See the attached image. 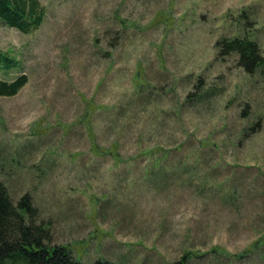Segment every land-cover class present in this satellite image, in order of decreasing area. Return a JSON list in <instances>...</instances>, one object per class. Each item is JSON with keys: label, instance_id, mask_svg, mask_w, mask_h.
<instances>
[{"label": "rangeland", "instance_id": "rangeland-1", "mask_svg": "<svg viewBox=\"0 0 264 264\" xmlns=\"http://www.w3.org/2000/svg\"><path fill=\"white\" fill-rule=\"evenodd\" d=\"M38 1L35 32L0 25L18 64L0 80L27 77L0 96V182L45 243L83 264H264V72L216 44L252 29L264 56V0Z\"/></svg>", "mask_w": 264, "mask_h": 264}, {"label": "trees", "instance_id": "trees-1", "mask_svg": "<svg viewBox=\"0 0 264 264\" xmlns=\"http://www.w3.org/2000/svg\"><path fill=\"white\" fill-rule=\"evenodd\" d=\"M45 10L38 0H0V25L21 33L35 32L42 24ZM251 31L237 33L231 39H221L220 57L236 55L237 66L246 72H264V56ZM17 61L7 52L0 51V69L16 67ZM27 77L20 74L11 81L0 80V96H13L25 86ZM97 150L96 145L92 147ZM108 153L117 157L116 145ZM37 210L30 196L24 194L17 202L10 198L7 188L0 182V264H83L74 259L66 245H49L47 226L37 224ZM194 256L187 254V258ZM91 264H113L99 258Z\"/></svg>", "mask_w": 264, "mask_h": 264}]
</instances>
